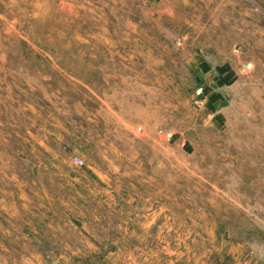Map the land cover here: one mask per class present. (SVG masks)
Wrapping results in <instances>:
<instances>
[{
	"label": "rangeland",
	"instance_id": "rangeland-1",
	"mask_svg": "<svg viewBox=\"0 0 264 264\" xmlns=\"http://www.w3.org/2000/svg\"><path fill=\"white\" fill-rule=\"evenodd\" d=\"M0 264H264V0H0Z\"/></svg>",
	"mask_w": 264,
	"mask_h": 264
},
{
	"label": "trees",
	"instance_id": "trees-1",
	"mask_svg": "<svg viewBox=\"0 0 264 264\" xmlns=\"http://www.w3.org/2000/svg\"><path fill=\"white\" fill-rule=\"evenodd\" d=\"M208 70H209L208 67H206V66L202 67V71L204 73H206ZM216 72L218 73V76H224V77H222V79H217L216 82H217L218 86L228 85L232 82L231 73H230V70L228 67H226V66L219 67L216 69ZM203 92H206V90L203 89ZM218 98H219L218 95L213 94V95H211L210 100H211V102H215Z\"/></svg>",
	"mask_w": 264,
	"mask_h": 264
},
{
	"label": "built area",
	"instance_id": "built-area-1",
	"mask_svg": "<svg viewBox=\"0 0 264 264\" xmlns=\"http://www.w3.org/2000/svg\"><path fill=\"white\" fill-rule=\"evenodd\" d=\"M74 162H75V164H77V165H81V163H82V161L80 160V159H74Z\"/></svg>",
	"mask_w": 264,
	"mask_h": 264
}]
</instances>
